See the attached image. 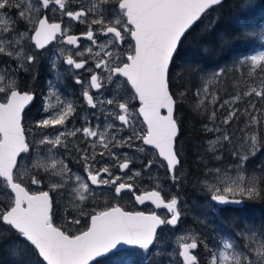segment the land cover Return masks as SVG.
Segmentation results:
<instances>
[{
    "label": "snow or ice",
    "instance_id": "obj_1",
    "mask_svg": "<svg viewBox=\"0 0 264 264\" xmlns=\"http://www.w3.org/2000/svg\"><path fill=\"white\" fill-rule=\"evenodd\" d=\"M251 0H239V7L245 10L250 6ZM223 0H100L99 5L92 4L91 8H81L77 11H69L66 0H37L36 13H39L42 7L46 11L55 13L57 10L62 15H66L72 21L89 22L88 17L92 18L89 23L88 31L83 34L85 38L97 45L94 38L92 26H98L97 31L110 38L104 44L98 47L107 49L109 45L115 47L119 42L125 41V34H130L134 41V48L127 54L126 62L122 58H117L114 62L105 59H97L95 69H104L109 73L108 81L119 80L124 77L127 83L134 90L133 99H138L139 108L136 112L131 110L127 100L118 102L116 98L107 99L108 105L118 103L119 112H109L120 121L121 129L131 128L132 136L118 138L111 136V146L133 147V138L140 139L143 145L152 146L158 151L159 157L167 162V170L172 174L173 181L177 180L176 170L181 161L179 152L176 148V141L179 135V122L174 117L176 100L170 91L169 68L170 62L174 58V53L178 49V43L188 30L198 22L202 14L214 6H221ZM55 5L57 7H51ZM33 4H25L23 0H0V34L15 33V38L8 41L10 50H7L0 44V53H7L8 56H15L19 61V68L26 71L30 70L37 59V54L31 51L27 42H34L35 49H44L45 46L59 35L62 42L77 46L79 37L68 34L70 28L62 27L61 23L49 22V18L34 19ZM19 11V18L28 23L33 35L29 36L28 31L20 32L16 27V22L12 20L10 10ZM7 16L8 19H4ZM126 18V19H125ZM87 53H93V47L86 49ZM62 52V50H61ZM84 52L77 51L75 56L82 57ZM104 55L111 57V52L105 51ZM96 57L101 53L96 52ZM251 63L253 71L259 69L264 72V49L258 54L240 58L238 63ZM63 63L80 70L85 69L87 60L77 61L73 55H67ZM122 65V66H121ZM52 68H57L56 61L53 60ZM93 72L90 84L86 85L82 95L87 104L95 108L93 96L89 94V88L99 90L102 87L101 76L94 73L93 69H87ZM214 77L219 78L223 75V69L215 72ZM5 77L0 75V81ZM76 84L83 82L79 77L75 80ZM18 84H10L7 88L0 87V188L3 189V199H0V244L5 239L14 237L20 244L31 247L38 256L42 257L46 264H90L98 257H104L106 254H114L121 250L123 246H134L142 253V264H151L150 246L155 243L157 229L165 224L176 226L181 212L178 207V199L171 198L165 202L159 191H151L145 195H136L137 202L143 204L145 200H150L157 208H165L170 213V218H162L155 212L145 215L143 212H126L118 206L107 208L103 211H97L95 214L85 213L84 208H79L80 215H90L91 223L87 230L76 235H71L54 226L53 202L50 200L48 191H38L30 193L29 185H41L44 176L41 175V169L47 175L48 169L56 168V162L53 160L45 166L41 162L42 154H51L58 152V146L65 150L68 148L67 137L75 136L81 129H74L69 132L60 131L58 134L38 133L40 137L33 143L26 142L25 131L22 127L21 113L25 105L33 100V95L28 92L18 90ZM205 94L207 88L204 89ZM183 95V93H181ZM197 95H200L199 91ZM245 97L255 96L264 100V89L258 90L252 87L249 91L243 93ZM240 95L233 98L232 103L240 100ZM6 100V102H3ZM203 103V101H201ZM229 104V101H225ZM200 105H196L199 108ZM167 111L166 115L161 114V110ZM47 111V109H45ZM75 111L74 106L69 103L66 107H61L57 114L50 118L38 121L36 128L47 129L49 127L64 126L66 120ZM239 109L233 108L228 116L222 121L224 125L237 116ZM246 114L245 127L239 129L243 133V139L236 137V133L229 134L227 130L222 135H217L215 140L209 141L210 152L215 153L217 147H223L222 141H227L231 146L230 155L234 157V164L229 166L240 173L237 180L229 182L220 176L228 175L227 170L221 168H211L208 170L209 176H215L216 182L208 183L205 179L201 190L206 191L210 196V202L219 205L242 204L245 199L258 200L264 199V164L258 166L260 174L253 171L247 175V161L254 157L264 147V113L257 108L256 103L250 102L244 109ZM255 113V114H254ZM143 117V123L147 125L146 132L140 133L136 130L135 117ZM215 113H213V119ZM115 124L110 123L107 128H115ZM254 128L255 131L247 132L245 129ZM208 132L220 133L219 126L208 128ZM85 137H99L98 143L105 149L110 147L108 137L104 132L93 130L89 127L82 129ZM250 141V143H249ZM97 141H93V145ZM247 145V150H245ZM36 149L35 158H32V150ZM79 151V148L76 149ZM138 151H145L139 147ZM95 152V147H93ZM21 154H24L23 156ZM105 155L104 152L100 153ZM114 159L115 153H111ZM20 157V160H18ZM29 159L32 160L29 163ZM84 161V171L87 177H82L79 173L72 174L69 170V180L75 175L76 183L84 192H78L77 195L81 202L86 201L95 190L91 185L114 187L115 194L119 196L123 190L131 191L132 185L119 182L120 177L112 178L109 166L95 169L89 161L95 160V155L91 157L85 150L81 157ZM221 157L215 156L219 161ZM130 161L125 160L118 164L121 172L129 169ZM152 161L148 162L146 167L150 168ZM21 167L26 174H20ZM14 169L16 171H14ZM102 173L108 174L109 179H103ZM60 175V173H56ZM140 175V173H135ZM131 179V178H129ZM86 181H90L89 185ZM49 187L52 190H60L67 187V182H52L49 177ZM214 210V209H213ZM73 224H79L80 220L73 219ZM237 235L242 237L246 243L243 248L235 246L228 238H224L222 248L212 250L210 264H264V226L251 225L247 222L239 226ZM181 236L177 240L179 257L182 258V264H199L198 258L193 254V250L198 248L196 238ZM246 250V251H245ZM218 251V255H217ZM26 254V253H25ZM156 255L161 252L157 249ZM22 261L21 256H17Z\"/></svg>",
    "mask_w": 264,
    "mask_h": 264
},
{
    "label": "rangeland",
    "instance_id": "obj_2",
    "mask_svg": "<svg viewBox=\"0 0 264 264\" xmlns=\"http://www.w3.org/2000/svg\"><path fill=\"white\" fill-rule=\"evenodd\" d=\"M255 0H251V3ZM25 4L31 3L33 4V14L34 19L38 20L41 18L44 14H46L47 17H49V22L53 21H60L62 24V27H69L70 31L74 26L80 27V31L84 34L89 29V23L92 18L91 14H89L88 21L89 22H78V21H72L69 17L66 15H62L59 10H57L55 13H52L51 11H46L42 7L40 8L39 13H36V5L37 0H23ZM67 7L69 11H77L81 8L89 9L91 8L92 4L99 5L100 0H66ZM250 3V5H251ZM51 7H57L55 5H52ZM10 15L13 21L16 22V27L18 31L24 32L28 31L29 36L33 35L34 32L31 30L28 23L24 20H21L19 18V11L16 9L10 10ZM4 19H8L7 16L4 17ZM63 19V21L61 20ZM126 19V18H125ZM93 32H94V38L96 39L97 45H92V42L84 38L81 40V42L77 46H71L67 45L62 42V38L59 37L56 38L52 43L51 47L47 49L43 54H47L49 56V64H50V70H51V76L48 80V85L46 87L45 91V99L43 100V109H39L41 113L37 117H30L27 119L25 116L23 118V123L26 129L27 133V142L33 143L34 141L38 140L40 137L38 136V133H47V134H58L60 131L69 132L74 129H81V131L77 132L75 136H68L67 142H68V148L65 150L63 147L58 146V152L54 150V152L51 154L50 158L48 157V154H42L41 156V162L47 166L50 164L53 160L56 162V168L48 169L47 175L44 174V169L42 168L41 175L44 176V181L41 185H29V188L34 191L36 187L44 186L43 190H49L51 192L52 189L49 187V177H51L52 182H58V183H65L67 182V187L60 190H52V194L54 197L55 204L57 208L61 209V213L58 214L59 221H64L65 218H68L69 216H73V219H76L77 217L81 216L79 213V208H84V211L88 209H94V210H102L105 207H108L112 204L120 203L124 205L125 207L128 206H136L137 203L135 201L134 195L132 192H125V190L122 191V193L117 196L115 194L114 187L109 186H100L97 188L95 185H91L90 181H86L89 185H91V189L95 190L93 193L94 198L90 195L89 198L81 202L79 200V197L77 195L78 192L83 193L84 190L79 188V185L76 183L75 175L71 176V179L69 180V170L72 174L79 173L82 177L86 178V172L84 171V161L81 159V157L84 155L85 150L87 151L88 155L91 157L92 155H95L94 161H89L94 165L95 169L102 168L104 166H109L110 171L112 173V178H115L116 176H119L121 179L119 182H122L124 180H128L129 178L135 179V183L137 186L144 187L146 185H149L152 183L149 175L146 177H143L141 174L143 173L141 171L142 166L148 165L147 162H145V155L146 151L152 152V149L149 148L148 145H143L142 140L133 138L132 144L133 147H116L111 146V136L116 135L118 138L120 137H128L133 135V131L131 128H123L121 129L120 121L118 119H115L112 116H108L107 113L109 112H119L118 109V103L113 105H108L106 103L107 99L116 98L118 102H124L127 100L130 104L131 110L133 112L137 111L138 106V99H133L134 96V90L131 89V85L127 83L126 78L121 77L119 80L114 81H108L107 77L109 76V73L104 69H95V62L97 59H105L110 62H114L117 58L125 59L126 52L131 53L134 48V41H132L130 34H125V41L119 42L118 46H111L109 45L107 49H103L98 47V45L104 44L106 40L110 38L105 37L104 35L100 34L97 31L98 26H92ZM69 31V32H70ZM69 34V33H68ZM15 38V33H3L0 34V44H2L7 50H10V46L8 41H11ZM260 44L256 47L254 51L249 52L246 56L255 55L258 54L262 49H264V27L260 34ZM30 45L31 51H34L36 53V49L34 46V42H31L30 40L27 42L26 47ZM93 47V53L89 54L87 53L86 49L88 47ZM62 50V52H61ZM77 51L84 52V55L82 57L75 56V53ZM108 51L111 52V57L104 55V52ZM100 52L101 56L96 57L95 53ZM3 54L0 57V75H3L5 79L3 81H0V87L7 88L10 84H21L22 81H26L27 84H29V87H31L33 78L35 74L38 72V69H36L35 63L39 62V60H36L37 62L34 63V65L31 66L30 70H25L22 72L20 71L21 68L18 67L20 61L15 56H8L7 53H1ZM37 54V53H36ZM73 55V58L77 61H80L81 59L87 60L88 63L86 64L85 69H74L73 67L67 65L66 63H63L64 58L67 55ZM38 55V54H37ZM40 56V55H39ZM39 56H37L39 58ZM244 56V57H246ZM53 60L56 61L57 68L54 70L52 68V62ZM125 61V60H124ZM93 69L94 73L98 76H101V84L102 87L99 90L91 89L89 88V94L93 96L94 102L96 103V107L92 108L90 107L87 102L85 101L83 95L80 96L81 92H83L86 85L90 84L91 75L93 72H89L87 74V77L84 79L85 74H82L83 70L87 69ZM219 71V68L214 69L208 76H206L203 84H202V98L208 100L205 106L208 107V128H212L214 124L216 126H219L221 129L220 133L215 132H208L209 136H207L208 140L205 142L206 146L209 148V141L215 140L217 135H222L225 130L228 131L229 134L233 132V126L232 124L224 125L222 121L228 116L229 112L235 108L242 110L244 108H247L250 102L256 103V106L259 102V109L261 110V113H264V101L260 100L259 98L255 97L254 95L251 97H245L243 95L244 91H249L252 87L257 88L258 90L263 89L264 86L259 84V86H254L253 84L249 86H244V91L241 92H235L236 95H240L241 99L235 101V103H232L233 98L236 96L234 95L233 98L230 97H222L220 92H217L216 87L210 86V82L212 78H214V73ZM66 75V76H65ZM73 76L72 77H70ZM79 77L81 81L83 82L81 85V90L76 94L74 92L73 87V81L76 80V78ZM69 81V87L68 92L65 93L63 91L64 82L68 83ZM89 82V83H88ZM207 88V93L205 94L204 89ZM65 89H67L65 87ZM198 89V88H197ZM225 101H229V104H225ZM240 101V103H238ZM71 103L75 111L73 114L66 120L64 126H56V127H49L47 129H38L36 128V124L38 121H41L45 118H50L58 113L61 107H66L67 104ZM239 105H238V104ZM47 109V111H45ZM81 109V112H80ZM80 112V113H79ZM213 113H215V118L213 119ZM255 114V113H254ZM137 119L136 123V130L140 133L146 132L147 126L143 123V118L141 116L135 117ZM245 119H240L241 121V128L245 127ZM113 123L115 124V128H107V125ZM84 127H89L93 130H97L99 132H104L105 135L108 137V142L110 143V147L108 149H105L101 144L98 143L99 137H85L82 129ZM254 128L251 129H245L247 132L254 131ZM243 133H236V137L243 139ZM93 141H97L95 146L93 145ZM223 147H217V150L215 153H213L215 156L219 155L220 157H224L225 150L227 149L230 153L231 148L226 147L227 141H222ZM250 143V141H249ZM76 144V145H75ZM93 147H95V152H93ZM139 147H143L145 151L141 152L137 149ZM247 147V145H245ZM79 148V151L76 149ZM226 153V155L231 156L229 153ZM35 152L36 149L33 148L32 150V158H35ZM104 152L105 155L101 156L100 153ZM111 153H115L116 157L119 159H114ZM24 154H22L23 156ZM232 157V156H231ZM125 160L130 161L131 166H134V162L141 163L140 166L135 167L134 171H130V169H126L124 172H121L118 164L121 162H125ZM226 162L230 164H224L223 166H214L212 168H221L222 170H227L228 175H221V180H228L229 182L233 180H237L239 178L240 173L236 172L234 169L230 168L229 166L234 164L233 160H230L227 158L225 160ZM29 163L32 162L31 159L28 161ZM129 164V165H130ZM211 169V168H210ZM16 171V170H15ZM140 173V175H135V173ZM56 173H60V175H57ZM20 174H26L23 167L20 169ZM247 175L248 172H247ZM103 179H109L108 174L102 173ZM207 179L208 183H214L216 182V177L209 176L208 174L202 179V185ZM181 181L179 183V194L180 198L182 199V209L185 213V216L183 220L180 221L179 224L174 227L172 230H170L167 233V230H162V234L169 235L173 243H166V242H160V245L164 246V258L166 260V264H175L174 258L175 254L178 249L177 240L181 236H188L189 240L191 238H196L197 241L200 243V248L198 250L199 252V264H210V259L212 255V250L217 248H222V242L224 238H228L230 242H233V238L228 236H222L213 238L212 242L215 241V247H209L202 244L201 241L198 238V234L201 235L199 231H197L193 225L190 223V216L186 215V209L193 208L197 210H201V213L209 214L212 212V208H216L217 205L214 204V202H210V196L206 193V191L201 190L204 192V198L197 197L196 195L191 197L183 196L182 197V188H181ZM200 189V188H199ZM200 191V190H199ZM200 191V192H201ZM192 193V192H191ZM190 194V193H189ZM3 189L0 188V199H3ZM215 211V209H214ZM212 217V216H211ZM207 219L208 216H207ZM167 225H164L165 228ZM171 226V225H170ZM163 229V228H162ZM0 231H5L4 229H0ZM235 245V243H234ZM236 246V245H235ZM144 251V250H142ZM151 251V248L149 252ZM246 251V250H245ZM38 253V252H37ZM217 251V255H218ZM22 257H26L28 255L32 256L29 253L25 254V251L23 250L20 254ZM33 257V256H32ZM29 258V257H28ZM43 260V259H42Z\"/></svg>",
    "mask_w": 264,
    "mask_h": 264
},
{
    "label": "trees",
    "instance_id": "obj_3",
    "mask_svg": "<svg viewBox=\"0 0 264 264\" xmlns=\"http://www.w3.org/2000/svg\"><path fill=\"white\" fill-rule=\"evenodd\" d=\"M263 27L264 0L253 1L243 11L239 7V0H223L221 6H214L203 14L201 19L186 32L179 44L169 70V82L178 103L175 116L179 122L177 143L181 155L182 170L179 179L182 183V197L193 198L196 195L204 198L201 186L208 170L214 166L230 164L225 161L227 158L233 161L235 159L226 155L228 150L224 149V157L217 161L213 152H210L206 146L205 142L209 136L205 131V125L209 123L208 107L201 101L208 102V100L202 98V84L206 76L219 68V70L223 69V75L212 78L210 86H215L222 97L233 98L237 94L235 92L242 93L246 83V86L250 84L264 86V72L259 69L253 71L250 61L245 64L238 63L240 58L254 51L261 43L260 34ZM2 55L0 53V57ZM39 75L44 76L42 70ZM43 82L41 78L37 80V83ZM198 91L200 95H197ZM196 105L200 107L196 108ZM244 109L240 110L230 122L234 133L241 129L240 119L246 118ZM226 147L231 148L228 142ZM261 164H264V147L247 161L248 174L251 175L256 171L259 175L258 166ZM186 215L190 216V223L201 233L198 234V238L202 244L215 247L216 241L213 243V238L228 236L233 238L236 246L243 248L246 241L237 235L239 226L245 222L264 226V199L255 201L245 199L242 206L213 207L212 212L205 215L201 210L188 208ZM164 229L168 233L173 228L167 225L158 230L155 243L150 246L151 264H166L164 246L160 245V242L169 244L173 243V240L169 235L162 234ZM0 245V264H46L37 252L31 247L20 244L14 237L5 239ZM157 249L160 250V255L155 254ZM23 250L33 257L30 255L22 257L20 254ZM142 253L143 251L136 247L121 248L120 251L99 257L90 264H142ZM178 253L179 251L175 254V264H182ZM17 256H21L22 261L18 260Z\"/></svg>",
    "mask_w": 264,
    "mask_h": 264
},
{
    "label": "flooded vegetation",
    "instance_id": "obj_4",
    "mask_svg": "<svg viewBox=\"0 0 264 264\" xmlns=\"http://www.w3.org/2000/svg\"><path fill=\"white\" fill-rule=\"evenodd\" d=\"M61 20L63 21V19H61ZM69 34L70 35H76V36L79 37L78 44L81 42V40H83L85 38V36L83 35L84 33L80 31V27H78V26H74L72 28V30L69 32ZM59 37L60 36L58 35L56 38H58V40H59ZM54 40H52L50 43H48L45 46L44 49H36V53L38 54L37 56L40 55L39 58L37 57V59H36V60H39V62L36 61L37 63H35L36 69H38V72L35 74V76L33 78L31 87H29V84H27L26 81L25 82L22 81L21 84L18 85L19 86V88H18L19 90H27V91H31V92L34 93V101L30 104V106L27 109H25L23 111L22 120H23V118L25 116L27 118H30V117L31 118L33 117L34 118L36 116L38 117L39 114L41 113L38 110L44 108V106H43V100L45 99L46 87L48 85V80L50 79L49 77L51 76V73L52 72L50 70V64H49L50 59H49V56L47 54H43V53L47 49H49L51 47V45L53 44L52 42ZM127 54H129V52H126V55H125V59L124 60L127 59ZM40 70L43 71L44 76L39 75ZM20 71L23 72L24 69L21 68ZM88 73H89L88 70H83L82 71V74H85L84 79L87 77V74ZM70 77L73 78V76H71V75H70ZM40 78L42 80H44L43 83H37V80L40 79ZM73 82H74L73 83L74 92L76 94H78V92H80V90H81V85L82 84H76L75 81H73ZM63 85H64L63 91L65 93H67L68 92V87L71 84H68V83H65L64 82ZM65 87L67 89H65ZM80 96H82V92H81ZM177 104L178 103L176 101V107H177ZM80 112H81V109H80ZM149 148L152 149V152H150L149 150L146 151V154L147 155H145V162L148 163L149 161H152V165H151L150 168H148V167H146V166L143 165L142 168H141V171L143 173L141 175L143 177H146V176L149 175L152 183L149 184V185H146L144 187H140V186H137L136 185L135 179H133V178L128 179V180H124L122 182L130 183L133 186L132 189H131V191H129L128 189H125V192H132L133 195H134V198H135L136 194L139 193V192H141L142 190H146V189H156V190H158L168 200H170L173 197H176L178 199V207H179V210L181 212V216L180 217H181V221H182L183 218H184V216H185V213L183 212V209H182V199L180 198L181 196H180L179 191H178L179 190V183H180V179H179L180 178V172L182 170L181 163H180V165L178 166V168L176 170V175H177L178 179L175 180V181H173L172 174L169 173L168 170H167V162L164 161L163 158L159 157L158 151L156 149H154L152 146H149ZM176 148H177V150L179 152L177 141H176ZM179 158H180V161H181V155L180 154H179ZM140 164L141 163L134 162V166L135 167L140 166ZM135 167L131 166V164H130L129 165L130 171L131 172L134 171V168ZM86 177H87V173H86ZM43 188H44V186H39V187H36L34 191L43 190ZM47 191L49 192L50 197H51V201L53 202V207H54L53 222L55 224H57L58 226H60L67 233H71V234L78 233V232H80V231H82V230H84V229H86L88 227L89 222H90V215H81V216L77 217L80 220V223L79 224H73V223H71V221L73 220V216H69L68 218H65L64 221H61L60 222L59 221V218H58V214L61 213L62 211H61L60 208H57V206L55 204L54 197H53V194H52V190L50 192L47 189ZM135 201L137 203L136 206H128L126 208H129V209H144V210H154L155 209L154 205L150 201H146L143 204H139L136 199H135ZM96 211H98V210H94V209H91L90 208V209H88L86 211V213H91L92 214V213H94ZM157 211L164 218H169V216L171 215L170 213L167 212V209H165L163 207L158 208ZM179 221H180V219H179ZM179 221H178V224H179ZM165 225H167V224H165ZM171 227L174 228L173 226H171ZM199 248H200V245H199ZM199 248H198V250H199ZM198 250L195 252L197 254V256H199Z\"/></svg>",
    "mask_w": 264,
    "mask_h": 264
},
{
    "label": "water",
    "instance_id": "obj_5",
    "mask_svg": "<svg viewBox=\"0 0 264 264\" xmlns=\"http://www.w3.org/2000/svg\"><path fill=\"white\" fill-rule=\"evenodd\" d=\"M203 15V14H202ZM46 16V14H44L41 18H44ZM53 22H57V23H60V21H53ZM50 23H52V22H50ZM183 38V37H182ZM182 40V39H181ZM181 42V41H180ZM180 42L178 43V47H179V44H180ZM178 50V49H177ZM177 52V51H176ZM175 54L176 53H174V56H175ZM126 62V61H125ZM171 64H172V61L170 62V67H171ZM122 66V65H121ZM169 70H170V68H169ZM170 83V82H169ZM19 90V89H18ZM19 91H21L22 93L23 92H28V93H30V94H32L33 95V99H34V93L33 92H31V91H27V90H19ZM170 91H171V89H170ZM171 93L173 94V92L171 91ZM174 95V94H173ZM174 99H175V96H174ZM3 102H6V100L5 101H3ZM31 103V101L28 103V104H26L25 105V108L26 107H28L29 106V104ZM25 108H24V110H25ZM139 108V104H138V107H137V109ZM23 110V111H24ZM161 114L162 115H166L167 114V111L166 110H164V109H162L161 110ZM22 116H23V112L21 113V122H22V127H23V129H24V125H23V120H22ZM174 117L176 118V116H175V109H174ZM143 118V117H142ZM177 119V118H176ZM25 131V130H24ZM25 137H26V134H25ZM27 142V141H26ZM19 158L20 157H18V160H19ZM14 171H15V169H14ZM124 183H127V182H124ZM127 184H130V183H127ZM29 191H30V193H33V192H38V191H47V190H37V191H32V190H30L29 189ZM151 191H158V190H156V189H146V190H143V191H141V192H139V193H137L136 195H145L146 193H149V192H151ZM49 197H50V194H49ZM161 197H162V199H164L165 200V202H168L169 200L168 199H166V198H164V196L161 194ZM50 200H51V197H50ZM146 201H150V200H145V202ZM151 202V201H150ZM139 203V202H138ZM152 203V202H151ZM139 204H141V203H139ZM153 204V203H152ZM242 204H244V202L242 203ZM242 204H239V205H242ZM154 205V207L156 208L155 210H152V211H150V210H144V209H129V208H125L122 204H113V205H110V206H108L107 208H110V207H114V206H118V207H120L122 210H124V211H126V212H143L145 215H149V214H151V213H153V212H155L157 215H159V216H161L160 215V213L157 211V207H156V205L155 204H153ZM217 205H219V204H217ZM225 205H237V204H225ZM219 206H224V205H219ZM107 208H104L103 210H106ZM103 210H101V211H103ZM92 214H95V212L94 213H92ZM162 217V216H161ZM163 218V217H162ZM170 218V217H169ZM90 223H91V217H90V222H89V225H88V227L90 226ZM54 226H56V227H59L58 225H56L55 223H54ZM87 227V228H88ZM161 227V226H160ZM160 227H158V229L160 228ZM62 231H64L61 227H59ZM87 228L86 229H84V230H82V231H85V230H87ZM158 229H157V231H158ZM82 231H80V232H82ZM80 232H78V233H74V234H71V233H69V234H71V235H76V234H79ZM67 233V232H66ZM188 242H191V240H189ZM123 247H132V246H123ZM122 247V248H123ZM193 254L194 255H196V253H195V251L193 250ZM197 256V255H196ZM42 258V257H41ZM99 258V257H98ZM197 258H198V256H197ZM97 259V258H96ZM198 261H199V259H198ZM45 262V261H44ZM90 262H92V261H90ZM46 263V262H45Z\"/></svg>",
    "mask_w": 264,
    "mask_h": 264
},
{
    "label": "bare ground",
    "instance_id": "obj_6",
    "mask_svg": "<svg viewBox=\"0 0 264 264\" xmlns=\"http://www.w3.org/2000/svg\"><path fill=\"white\" fill-rule=\"evenodd\" d=\"M175 100H176V99H175ZM33 101H34V99L31 101V103H32ZM31 103H30V104H31ZM30 104H29V106H30ZM29 106H28V107H29ZM28 107H26L25 109H27ZM175 107H176V105H175ZM214 204L217 205L215 202H214ZM242 205H243V204H242ZM242 205H233V206H242ZM218 207H224V206H218ZM177 224H178V223H177ZM176 226H177V225H176ZM173 227H175V226H173ZM0 246H1V245H0ZM198 248H199V241H198ZM198 248L195 249L194 251L196 252V251L198 250Z\"/></svg>",
    "mask_w": 264,
    "mask_h": 264
}]
</instances>
